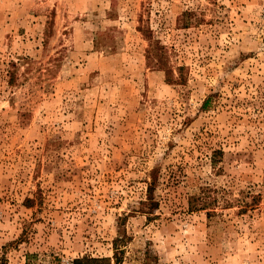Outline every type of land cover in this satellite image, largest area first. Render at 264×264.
I'll return each mask as SVG.
<instances>
[{"label": "rangeland", "instance_id": "obj_1", "mask_svg": "<svg viewBox=\"0 0 264 264\" xmlns=\"http://www.w3.org/2000/svg\"><path fill=\"white\" fill-rule=\"evenodd\" d=\"M119 236V264H264V0H0V264Z\"/></svg>", "mask_w": 264, "mask_h": 264}, {"label": "trees", "instance_id": "obj_2", "mask_svg": "<svg viewBox=\"0 0 264 264\" xmlns=\"http://www.w3.org/2000/svg\"><path fill=\"white\" fill-rule=\"evenodd\" d=\"M144 32H146L149 40H151V44L148 47L147 50V57L149 59V61H154L155 63H157L160 66H163V68L166 70L168 77L170 75V71L171 68L168 67L167 65V61H166V52H165V47L164 45H162L160 43V41L158 39H154L153 37V31L150 27H147L145 29H143ZM153 182H150V188L148 189V193H149V199L152 200L153 199V194H152V190H153V186H152ZM203 199L202 202L200 203V209H205L208 208V204L210 203V201L207 200V198H205L204 196H202ZM258 196L257 195H252V199L250 201H246L244 205H242L241 210H248L249 208H254L255 205L257 204L256 200H257ZM191 202V206H192ZM211 210L207 211L208 213ZM122 237H117L114 241V255L112 257H91V256H83V257H78L77 259L74 260L75 264H81L83 261H85V264H92L93 262H97V263H101V264H119V262L122 259V252L123 249H121V246L119 245V239H121Z\"/></svg>", "mask_w": 264, "mask_h": 264}]
</instances>
